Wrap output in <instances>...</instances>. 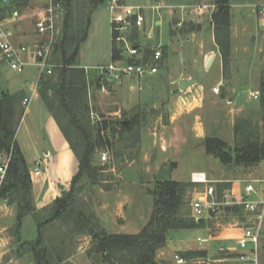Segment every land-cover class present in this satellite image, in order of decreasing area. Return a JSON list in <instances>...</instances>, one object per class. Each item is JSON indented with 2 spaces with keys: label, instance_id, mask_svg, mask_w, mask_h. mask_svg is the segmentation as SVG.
Listing matches in <instances>:
<instances>
[{
  "label": "rangeland",
  "instance_id": "374dc122",
  "mask_svg": "<svg viewBox=\"0 0 264 264\" xmlns=\"http://www.w3.org/2000/svg\"><path fill=\"white\" fill-rule=\"evenodd\" d=\"M108 1L98 0L93 5L92 0H69L70 3L67 8L69 28L64 47L67 49L68 54H70L83 34H87L84 41L79 45L78 63L83 67L85 66L88 70L87 74L90 82L93 78L98 77L97 72H99V68H105L112 62L111 51L113 43ZM124 1L128 5L141 7L145 17L144 27L140 31L132 30L129 35V37H133V41H140L143 47H160L163 56V49L166 48L169 50V57L177 61L179 56L185 53L183 57L186 56V60L183 59L184 63L182 62V64L188 68V73L191 72L192 76L198 79L197 84L210 90L214 85L216 86L221 75L218 59L210 68L206 69L197 52L199 44L202 41L206 44V49L214 48L211 41L212 32L210 29V18L215 11L213 0ZM47 2L48 0H13L4 6L3 1L0 0V20H11L13 13L17 12L19 18L14 20L16 21L15 23L22 24L24 29L33 28L36 30L34 12L42 8ZM147 3H149V6ZM229 4L231 16L230 35L233 34L234 42L233 40L232 43L230 42V56L228 64L224 68V74L230 80V86L226 85L227 88L229 87L227 91L230 93V89L233 88L237 92L238 88H240L236 83L243 84L245 81V78L239 76L238 73L246 66L254 65L259 69L260 76L264 80V38H262L263 44L261 46L258 39L264 35V21L259 14V8L264 5V0H229ZM153 6H160V8L154 9ZM191 26L196 31L200 27L201 30L197 35L198 37L193 40H187L183 36L186 34L184 31ZM58 27L60 30L56 38V49L53 57L55 64L61 66L63 63L58 62V59L60 58L62 37L66 33L64 21L62 24H58ZM5 28L7 27L5 26ZM147 34L152 36L151 39L145 37ZM253 37H255V40L251 39ZM41 39L42 37L37 34V41ZM177 64L179 65V63ZM182 64L179 65V71L183 67ZM163 70L160 68L159 75L163 79L158 86H152L151 83H147L150 79H146V77L141 81L139 93L148 99L149 106L155 101L156 104L158 102L163 103L162 98L174 97L171 93L174 86H169L166 71ZM58 72L59 70L55 68L52 74L47 75L48 77H43L41 85L37 86L38 95L41 90L49 103H53L54 101L55 93L53 88L58 82ZM39 74L40 69L35 65H28L20 71H14L5 62L0 61V95L3 92L11 93L12 95L19 96L21 99L25 97L24 94L30 96L32 93L30 89L34 88L35 84H37ZM126 87L127 83L122 78L107 82L104 92L99 91L98 88L91 84L88 87L86 105L89 106L90 114H85L83 111L80 113L79 118L91 133L93 140H95L97 131H99L98 129L101 128L100 134L106 138V145L98 147L92 157V164L95 166L94 176L96 182L94 183L93 181H89L90 179H87V177H83L73 189L70 202L65 206V211L61 215L60 222H57L54 226L52 225L46 233L43 229L41 230V235L45 236V245L49 250L50 264H108L103 261L100 254L92 253V238L88 237V232H85L82 236L74 235L73 232L78 230L80 222L82 224L93 222L91 223V227L97 226L94 212H96L95 208L98 203V197L95 192L100 188L112 190L107 200L110 204H116V202L124 203L125 201L129 226L124 230V233H134V229L144 223L139 213L142 212V217L144 218L148 217V213L152 210L153 197L151 192L155 189V183L161 175V169L156 176L157 172L155 169L141 165L140 158L142 153L141 146L139 145V136L142 129H152L156 125H159L157 123V116H163L164 108L143 109L137 103L136 92L138 91H131L130 97ZM259 87L261 88V86ZM224 90L220 86L217 96H224L227 92ZM247 93L243 92V95ZM34 98L36 97H33L28 106L31 112L28 115L25 114L17 130L18 141L28 157L27 168L30 173V170L32 171L37 162L35 161L32 149L31 137L27 132V128L29 129L30 127L35 131L40 143V158L38 160H41L44 164V168L41 170L42 175L37 178L42 179L48 172L52 184L57 187L66 186V193L69 190L70 183L62 181V178L57 173L58 170H56L54 165H50L49 161L45 160L43 156V140L45 139V135L46 137L47 135L49 136V133H47L48 127L46 128L45 113L47 109L40 97L38 99ZM17 106L23 107L20 102ZM243 106L242 113L234 115L233 127L240 120H246L247 123L251 124V130H260L262 124L259 100L248 101ZM57 116L71 144L77 151H80L83 146V141L79 138L80 135L74 129H71L68 121L61 117L59 113H57ZM216 117L219 118L220 115L217 113ZM214 120L216 121L217 118H214ZM214 120H210L213 123H210V128L214 130V135L220 137L231 146L234 134L228 130V126L224 125V123L219 124L216 122L214 124ZM161 121H165L164 117H162ZM50 137L53 138L51 134ZM103 154L106 156V161L101 160ZM135 160H137V163L130 166ZM195 171H205L208 177L212 179L220 177L222 172L227 176H231L232 180H234L233 193L236 199L243 194V188L246 183H252L255 188H260L262 193L259 197H264V161L251 168L235 165L225 166L216 158H211L206 162L200 160L181 161L178 162L177 167L169 168L164 172L172 180L190 181L191 172ZM31 175L32 177L34 176L33 174ZM212 185L218 193V183ZM203 191L204 186H195L188 191L189 200L186 196L187 206L185 208L190 216L191 201L195 197L200 196ZM63 194L64 192H61V196ZM249 198L254 199L256 196L252 195ZM3 202L7 204L6 200H3ZM222 207L220 206V208ZM220 210L222 211V209ZM54 212L55 209L53 207L47 217L53 216ZM14 214V218L7 217L5 219L4 217V221L0 220V225L2 226L14 224L13 227L8 228L4 232V236H12V242L16 237L14 228L16 225V210ZM47 217L44 216L40 221L43 222L44 218L46 219ZM202 219H204V225L200 228L195 230H173L168 233L167 251L163 258L166 261L165 264H178L175 260L176 255L183 258L186 264H198V262L200 264H240L237 260L238 251H218L220 247L226 249L231 243L211 239L209 236L211 234L206 229L211 226L212 219L208 215H204ZM247 220L248 217L245 212L237 209V211H224L222 217L217 221L219 224L229 228V224L233 221L243 223ZM23 222L24 238H33L35 240L38 236L37 225L34 224L30 216L26 217ZM82 224L80 223V225ZM198 237L206 239V241L200 245L197 241ZM184 245H189L193 248H204L207 250L209 259L213 258L218 261H209L207 259L189 261L185 255L181 254ZM22 246V248H20L21 245L18 247L20 253H17L15 244L10 246L11 249L0 245V264H6L10 258L12 260L9 264H34L33 255L28 250V246L25 244ZM258 250L259 264H264V220L258 242ZM61 256L63 259L65 256L66 258L71 257L73 263L70 261L63 263L64 260L59 261ZM114 262L123 264L118 261V257L114 259Z\"/></svg>",
  "mask_w": 264,
  "mask_h": 264
},
{
  "label": "trees",
  "instance_id": "16d2710c",
  "mask_svg": "<svg viewBox=\"0 0 264 264\" xmlns=\"http://www.w3.org/2000/svg\"><path fill=\"white\" fill-rule=\"evenodd\" d=\"M98 0H92L97 3ZM215 11L211 16L213 25L214 39L221 55L223 68L228 64L230 56V4L229 0H213ZM66 7H69V0L63 1ZM69 28L68 11L64 20V33L60 45V61L63 65L59 66L58 82L54 86V101L49 103L45 94L40 90L39 97L45 104L48 112L51 113L56 121L60 131L67 140L70 149L74 153L78 170L72 177L68 192H64L61 197L54 200L55 214L50 218L40 222L37 225L38 236L34 241L24 242L28 246V250L32 253L34 264H50L49 250L45 245V239L41 235V230L50 221L56 219L65 211V206L70 202L72 191L78 182L87 177L89 181H95V166L92 164V157L98 147L106 145V138L101 133V128L97 131L95 140L92 139L91 133L82 124L80 113L84 111L90 114L89 106L86 105V95L88 87L94 85L98 88L99 80L93 78L89 81L88 72L76 63L78 57L79 45L86 38L83 34L73 51L68 54L64 47L67 41V30ZM199 28V27H198ZM197 28V29H198ZM194 27H190L184 32H195ZM183 32V33H184ZM150 50H146V56ZM55 54V51H54ZM54 56V55H53ZM118 56L117 50L112 45L111 59ZM53 62L55 59L53 57ZM39 79L38 87L42 83ZM41 88V87H40ZM260 106H261V128L260 130H251V124L246 120H240L234 125V144L230 146L223 139L216 136H208L204 139L203 145L207 155L218 159L223 165H235L238 167L251 168L264 161V84L260 88ZM21 98L9 93H1L0 95V146L4 149H12V162L8 169L7 177L4 185L0 190V199L6 200L8 205L14 206L16 210L15 233L19 232L23 218L34 212L31 199L32 184L30 173L27 168L21 150L15 140L16 130L22 119L24 109L18 107ZM18 107V108H17ZM87 111V112H86ZM57 113L66 119L79 138L83 141L80 151H77L71 144L67 133L61 127ZM85 117V116H84ZM102 124V123H101ZM104 125H106L104 123ZM258 127V126H257ZM251 130V131H250ZM163 172V171H162ZM161 172V177L156 180L155 189L151 192L153 197V210L148 222L137 234H108L103 228L92 224H78V230L73 231L74 234L84 235L85 232L92 238V253L100 254L103 261L108 264H117L114 259L118 257V261L123 264H164L157 259V253L167 246L168 233L173 230L196 229L203 225L190 216L186 210V196L190 189L198 184L192 182H181L172 180ZM92 182V183H93ZM219 185V192L229 189V183ZM217 185V186H218ZM218 192V193H219ZM239 207L223 206V211H237ZM85 226V227H84ZM80 227V228H79ZM77 229V228H76ZM186 259L204 257L202 252H186ZM63 261V257L59 259ZM59 264V263H58Z\"/></svg>",
  "mask_w": 264,
  "mask_h": 264
},
{
  "label": "crops",
  "instance_id": "0c3cea01",
  "mask_svg": "<svg viewBox=\"0 0 264 264\" xmlns=\"http://www.w3.org/2000/svg\"><path fill=\"white\" fill-rule=\"evenodd\" d=\"M13 0H10L9 2H12ZM148 4V3H147ZM4 26H6L11 31V41L14 45H20V44H26L27 46H34V44L37 42V34L35 33V30L33 28L24 29L22 27V24L15 23L14 20H5L1 21ZM199 26H201L199 24ZM210 29L212 32L211 35V41L212 45L215 48H208L206 49V44L202 41L199 44V48L197 50L198 55L201 57L202 63L206 67V69L210 68L215 61L218 59V67L219 71L221 73L220 79L217 82L216 86L225 89L224 91H227L228 88L226 85H229V77H226V74H224V68L222 64L221 55L218 50V46L215 43L214 39V32H213V25L211 23L210 18ZM200 29H198L196 32H187L185 35H183L187 40L194 39L198 37L197 35L200 33ZM174 34V33H173ZM184 34V33H183ZM231 36V43L232 40L234 42L233 34ZM263 37H259V45L261 46L263 44L262 42ZM255 40V37L251 38ZM164 50V56L163 61L159 65L161 69H164L163 71H166V78L168 79L169 86H174L171 93L173 94V98L165 97L162 98V102H158L157 104L153 102L151 106L148 104V99L145 98L143 95H140L139 91L141 90V81L144 77L148 80L147 83H151L152 86H158L163 79L159 75L160 68L156 74H146L143 77H123L122 79H125V82L127 83V91L129 92V96L131 97V91H138L137 93V103L142 107L143 109H159L164 108V114L163 116H157V123L159 125H156L152 129L145 128L140 131L139 136V145L141 146V153L142 156L140 158V163L142 166L152 167L157 172L155 175H158V172L161 169V172L166 175V172L169 168H175L178 166V162L181 161H192V160H200L203 162L209 161V159L214 158L213 156H209L206 154L204 149V139L208 136H216L214 135V130L210 128V125L213 124L210 122V120H214V118H217V120H214V124L217 123H224V125L228 126V130L233 133V122H234V115H238L242 113L244 106V103H247L248 101H254L251 98V93L254 91H260L261 85L264 84V80L260 76L259 69H257L254 65L252 66H246L240 72L238 73L239 76H243L245 78V81L243 84H237L238 91L236 92L235 89H230L225 93L224 96H217V94H214L212 92V89H205L201 85H198V79H196L194 76H192V73H188V68L184 67L182 62L184 63V60H186V56L183 57L185 54H181L179 56L178 62L175 59H172L169 57V50L166 48ZM189 50V49H188ZM163 55V54H162ZM209 59H212L211 64L209 67H207V62ZM1 61V59H0ZM76 63L79 67L86 69V67L82 66L78 63V57L76 59ZM182 64V69L179 71V65ZM179 71V72H178ZM161 74V73H160ZM186 80H195L191 85H189L184 91H180L179 85L180 82L186 81ZM39 81V80H38ZM37 84H35L34 88H31L30 91L32 92L30 96L27 94H24L25 97L30 98V102L33 99V97H36L34 99H38L39 95L37 92ZM171 82H174V84H171ZM242 85V86H241ZM176 86V87H175ZM215 86V85H214ZM213 86V87H214ZM244 86V87H243ZM241 90V91H240ZM243 92H248L246 95H243ZM11 94V93H9ZM244 96V97H243ZM260 103V102H259ZM29 106V105H28ZM23 107V117L28 115L31 112V109L29 107ZM220 115V117H216V115ZM46 128L47 133H49V136L45 135V139L43 140L44 146L42 149L43 156L45 160L49 161L50 165H54L56 170H58L59 177L62 178V181L65 183H70L73 175L76 174L78 170V162L77 159L72 152V150L69 147V144L67 140L64 138L62 132L60 131V128L58 127L56 121L54 120L53 116L50 112H46ZM162 117H164L165 121H161ZM21 119V121H22ZM20 121V122H21ZM211 123V124H210ZM20 124V123H19ZM19 127V126H18ZM18 130V128H17ZM17 130L15 134V140L21 150V153L24 157V160L27 165V155L22 147V145L19 143L17 138ZM27 132L31 137V144L32 149L35 157V161L40 158L39 150H40V143L38 142V138L36 136L35 131H33L30 127L27 128ZM53 136V138L50 137ZM218 137V136H216ZM234 137V136H232ZM220 138V137H219ZM233 146L234 140L232 139ZM137 163V160L133 161L130 166L135 165ZM77 165V166H76ZM34 168V167H33ZM42 168H44V164L42 163ZM41 168V170H42ZM41 170L40 174L38 176H35L32 171L30 170V178H31V184H32V191H31V199H32V205L34 208V212L32 214H29L23 218V220L30 216L34 222L35 225L40 224V220L46 216L52 211L54 200L61 196V192H65L67 190L66 186H55L52 184V181H50V176L47 172V175L44 176L42 179H39L37 177H41ZM192 173H204L206 178L211 181L213 184L220 183H229L230 189L233 191V182L231 176H227L224 174V172L221 173L220 177L217 179L209 178L207 173L205 171H195ZM33 174L34 176L32 177ZM72 176V177H71ZM177 181V180H176ZM51 182V183H49ZM181 182H191L190 181H181ZM197 186H204V185H197ZM93 187V186H92ZM205 187V186H204ZM95 192V191H94ZM112 192V190H104L100 188L98 191H96V195L98 197V203L96 204V212L95 214V221L97 223L98 227L103 228L108 234H137L139 233L142 228L145 226V224L148 222L150 215L152 213V210L148 213V217H142L143 213L140 212L139 216L143 220L144 223H142L139 227L134 229V233H124V230L129 226L128 217L126 215V207H125V201L123 202H116V204H110L107 200L109 199L108 195ZM189 194H187V199L189 200ZM197 195V194H196ZM196 198V197H195ZM194 198V199H195ZM0 220L4 221L8 217H15V207L8 205L3 202V200L0 199ZM222 208H218V212L213 216L210 217L212 219L211 226L206 229L210 232L211 235L210 238L216 241H226L231 243L226 249H223L222 247L219 248L218 251L223 250H233L236 249V239L240 236L241 229L239 228H231V227H225L224 225H221L218 223V219L222 217L224 211L220 210ZM62 215V214H61ZM58 216L56 219L50 221L47 223L43 231L46 233L47 230L53 225H56L57 222H60V219L62 216ZM50 217H47L48 219ZM44 218V220H46ZM23 220L19 229V232L17 233L15 240L12 242L11 239L12 236H4V232L7 231L8 228L13 227L12 223L10 225L2 226L0 225V245L3 247L12 246L13 244L16 245L17 253H20V250L18 247L22 248L24 245V242H30V240H34L33 238H27L25 239L23 234ZM0 221V223H1ZM92 221V220H91ZM93 223V222H91ZM33 224V225H34ZM203 225H204V219H203ZM202 225V226H203ZM197 229V228H196ZM111 230V231H110ZM191 230V229H190ZM195 230V229H193ZM77 236H82L78 234H74ZM45 239V236H43ZM72 237H74L72 235ZM88 237L91 238L90 235ZM199 238V237H198ZM197 238V241H198ZM202 239V238H200ZM202 243L198 242L200 245H202L206 239ZM71 241V240H70ZM185 242V241H184ZM12 244V245H11ZM186 244V243H184ZM181 254H185L186 252H202L204 254V257H196L191 258L189 261H200V259L204 260L207 259L209 261H218L216 259H209L207 250L204 248H193L189 245H184L182 247ZM11 249V248H10ZM167 248H163L157 253V259L165 264V260L163 259L166 254ZM25 253V252H24ZM217 254V253H216ZM215 254V255H216ZM64 257L63 263L71 262L73 263V259L71 257L66 258ZM92 258V256H91ZM11 258L7 260L6 264H9L11 262ZM197 264V263H195ZM200 264V262H198Z\"/></svg>",
  "mask_w": 264,
  "mask_h": 264
},
{
  "label": "built area",
  "instance_id": "2783aa9c",
  "mask_svg": "<svg viewBox=\"0 0 264 264\" xmlns=\"http://www.w3.org/2000/svg\"><path fill=\"white\" fill-rule=\"evenodd\" d=\"M2 1L4 6L9 4L8 0ZM108 2L112 43L118 52V56L112 59L107 67L98 69V90L101 92L106 90L105 84L109 81H115L123 77H141L145 74H156L159 65L163 61L160 47H143L140 41H133V37H129L132 30L140 31L144 27L145 17L142 8L128 5L124 0H109ZM147 5L149 6V3ZM153 8L159 9L160 6H153ZM66 14L67 7L63 0H48L42 8L36 10L34 12L35 32L42 39L38 40L32 47L26 44L14 45L11 41L12 34L10 30L5 28L0 20L1 61L5 62L14 71H20L28 65L39 67L38 80L42 76L51 75L54 69L59 67L53 62V55L56 38L60 30L58 24H62ZM259 14L264 21V5L259 8ZM18 18V13H13L12 20ZM145 37L151 39L152 36L147 34ZM148 48L151 53L146 56V49ZM85 71L88 72L87 69ZM171 84H174V82H171ZM212 92L218 94L219 87H213ZM251 98L259 100L260 92H252ZM29 103L30 98H22L21 105L23 107H27ZM101 160L106 161L104 154L101 156ZM11 162L12 149L7 150L0 146V190L5 183ZM41 168L42 162L37 161L33 168V174L38 176ZM191 182L205 186L203 193L190 203L194 220L198 221L204 215H208L209 209H218L220 206H235L245 212L248 217L246 222L233 221L229 224L231 228L241 229L240 236L236 239V249H233V251H238L237 260L240 264H259L258 242L264 220V197H259L262 193L260 188H255L252 183H246L243 194L236 199L230 188L218 194L212 185L213 183L206 178L204 173H192ZM252 195L256 198H249ZM203 241L198 238V242L202 243ZM175 260L178 264H186V261L177 255Z\"/></svg>",
  "mask_w": 264,
  "mask_h": 264
},
{
  "label": "water",
  "instance_id": "95a60500",
  "mask_svg": "<svg viewBox=\"0 0 264 264\" xmlns=\"http://www.w3.org/2000/svg\"><path fill=\"white\" fill-rule=\"evenodd\" d=\"M55 49H56V47H55ZM211 61H212V59H209V60H208L207 65H206L207 67L210 66ZM193 82H195V80H186V81H182V82H180V85H179V89H178V90L183 91V90L186 89L189 85H191ZM217 212H218V209H217V208H212V209H209V210H208V215H209L210 217H213ZM202 220H203V219L201 218V219H199L197 222H202Z\"/></svg>",
  "mask_w": 264,
  "mask_h": 264
}]
</instances>
